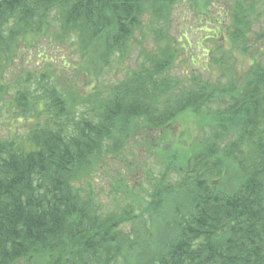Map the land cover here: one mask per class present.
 Listing matches in <instances>:
<instances>
[{
    "label": "trees",
    "instance_id": "trees-1",
    "mask_svg": "<svg viewBox=\"0 0 264 264\" xmlns=\"http://www.w3.org/2000/svg\"><path fill=\"white\" fill-rule=\"evenodd\" d=\"M185 1L205 16L204 0H0V128L5 115L30 125L0 140V264H264V66L254 61L237 82L215 44L200 65L226 82L173 75L183 49L190 63L186 33L167 32ZM253 4L232 9L237 45ZM43 41L76 46L100 67L140 49L123 81L83 94L57 85ZM31 51L36 67L14 71ZM195 119L202 136L190 127L188 150L182 139L167 148L174 124ZM139 128L148 143L157 136L160 173L148 189L119 180L103 216L93 168L122 159Z\"/></svg>",
    "mask_w": 264,
    "mask_h": 264
},
{
    "label": "rangeland",
    "instance_id": "rangeland-1",
    "mask_svg": "<svg viewBox=\"0 0 264 264\" xmlns=\"http://www.w3.org/2000/svg\"><path fill=\"white\" fill-rule=\"evenodd\" d=\"M252 2L254 3V13L250 14L252 17L249 21L247 31L244 32V39L242 38L241 44L237 45L236 41H232L228 29L233 23L231 15L232 9L237 8L239 4L242 5L241 7L244 6L243 9H246ZM204 3L205 16L197 12L195 13L193 3L188 1L174 5L170 9L171 12L169 11L170 14L167 21L169 27L167 28V32L170 37L176 40H178L177 37H180L182 33H186L188 40L187 56L190 59V63L186 64L184 62L182 56H184L186 51L183 49V52L174 60L172 74L182 77L187 71H190V75H186L188 78L194 76L204 79L207 82H213V84H217V80L221 83L226 82L228 75L222 74L214 68H208V71H202L204 64L202 67L200 65V61L208 62V59H206L207 49L213 48L215 44L219 46L217 57L222 58L227 63V66L234 67L233 70L235 73L229 72V76L232 75L231 77L237 82L241 81L243 76L248 73L250 65L254 61L260 62L264 66V0H204ZM220 22L225 23L223 29L220 28ZM232 31L234 30L232 29ZM214 35L217 38L213 42L210 39ZM47 42H41L40 46L46 47L47 52L51 54L49 58H53L51 66L54 70L52 72V75L55 77L54 81H56L62 90L66 89V87H72V89L83 94L93 86L101 87L104 90V88H108L110 85L115 86L119 81H123L129 72L135 70L137 64L136 56L140 49L139 46L137 48L134 47L127 60L123 62L116 59L117 61L114 65L108 62V64L101 65L100 67L96 62L83 56L76 46L66 47L51 44L54 50L50 51L46 44ZM184 43L185 40L178 46L181 47ZM37 53V51H31L25 55L22 53L21 56L20 52V58H16L18 61L17 65H12L13 70L16 71L21 66L20 62L22 66L28 69L36 67L34 61H38ZM185 60L187 61L188 59ZM37 65L38 69L40 67L43 68V65L41 66L39 63ZM98 68L100 69L96 76H94V72ZM96 83L98 84L96 85ZM197 121L195 119L191 122L189 120L187 124L181 121L174 124L170 133H168L171 136V140L167 141V148L171 145L178 146V140L182 139V149L188 150V145H190V140H192L190 139V127L191 136L197 134L192 137L193 139L202 136L200 129L196 127ZM28 126L30 127L26 123L23 124V120L20 118L14 120L5 115L0 128V140H7V137L15 136L16 134L17 136H23ZM185 128H188L189 133L183 135ZM136 131V137L131 139L127 149L123 153L124 158H106L105 156L99 164L100 167L95 166L91 173V188L95 192L98 191L93 196L95 197V203L99 204V214L101 213L103 216L106 215L105 213L108 210L116 209V203L107 198L104 192L108 193L112 186L119 180L124 181L125 185H131L134 182L140 181L141 186L148 189L151 187L149 185L152 182L151 178L160 173L159 171L162 165L157 163L156 155L158 152L156 154L154 148V136L156 134L151 136V141L148 143L145 141L147 136L145 129L139 128ZM148 172H150L149 175ZM82 182L83 180L79 183ZM77 186L82 188L79 184ZM125 229L131 230V227L125 224Z\"/></svg>",
    "mask_w": 264,
    "mask_h": 264
}]
</instances>
